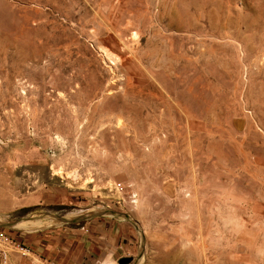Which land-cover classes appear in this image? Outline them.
I'll list each match as a JSON object with an SVG mask.
<instances>
[{
    "label": "rangeland",
    "instance_id": "rangeland-1",
    "mask_svg": "<svg viewBox=\"0 0 264 264\" xmlns=\"http://www.w3.org/2000/svg\"><path fill=\"white\" fill-rule=\"evenodd\" d=\"M0 228L8 264H264V0H0Z\"/></svg>",
    "mask_w": 264,
    "mask_h": 264
},
{
    "label": "built area",
    "instance_id": "built-area-1",
    "mask_svg": "<svg viewBox=\"0 0 264 264\" xmlns=\"http://www.w3.org/2000/svg\"><path fill=\"white\" fill-rule=\"evenodd\" d=\"M119 187H121L120 183L118 184ZM12 243V240H10L7 233L0 228V264H8V246ZM13 244V243H12ZM19 250H23L24 248L21 245H17ZM21 251L22 254H25V252Z\"/></svg>",
    "mask_w": 264,
    "mask_h": 264
},
{
    "label": "water",
    "instance_id": "water-1",
    "mask_svg": "<svg viewBox=\"0 0 264 264\" xmlns=\"http://www.w3.org/2000/svg\"><path fill=\"white\" fill-rule=\"evenodd\" d=\"M132 260V257H121L118 259V264H129Z\"/></svg>",
    "mask_w": 264,
    "mask_h": 264
},
{
    "label": "bare ground",
    "instance_id": "bare-ground-1",
    "mask_svg": "<svg viewBox=\"0 0 264 264\" xmlns=\"http://www.w3.org/2000/svg\"><path fill=\"white\" fill-rule=\"evenodd\" d=\"M135 35H136V33H135ZM75 175H76V174H75ZM189 192H190V191H189ZM189 192H188V193H189ZM190 193H191V192H190ZM187 195H189V194H187ZM135 196H136V195H135ZM136 197H137V196H136ZM137 200H138V199H133L132 202H133V203L135 204V206L138 208ZM136 203H137V204H136ZM140 205H141V204H140ZM139 207H140V206H139Z\"/></svg>",
    "mask_w": 264,
    "mask_h": 264
},
{
    "label": "crops",
    "instance_id": "crops-1",
    "mask_svg": "<svg viewBox=\"0 0 264 264\" xmlns=\"http://www.w3.org/2000/svg\"><path fill=\"white\" fill-rule=\"evenodd\" d=\"M39 237H40V236H39ZM41 237H42V236H41ZM40 250H41V247H40ZM40 250H39V251H40Z\"/></svg>",
    "mask_w": 264,
    "mask_h": 264
}]
</instances>
